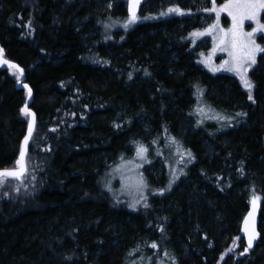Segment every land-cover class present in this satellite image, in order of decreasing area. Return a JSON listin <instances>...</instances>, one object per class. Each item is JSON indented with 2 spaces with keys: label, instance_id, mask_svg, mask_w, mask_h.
<instances>
[{
  "label": "trees",
  "instance_id": "trees-1",
  "mask_svg": "<svg viewBox=\"0 0 264 264\" xmlns=\"http://www.w3.org/2000/svg\"><path fill=\"white\" fill-rule=\"evenodd\" d=\"M147 17L114 28L94 0H0V44L37 116L27 173L0 185V264H141L166 250L174 264H264V53L250 101L237 77L198 62L185 15ZM18 75L0 66V169L16 167L28 128ZM207 95L231 122L195 119L192 131L184 117ZM145 126L158 130L149 142ZM172 137L194 156L175 186L155 190L144 168L147 202L109 191L106 174L130 147L148 149L130 160L155 162ZM254 197L261 235L249 249L240 227Z\"/></svg>",
  "mask_w": 264,
  "mask_h": 264
},
{
  "label": "rangeland",
  "instance_id": "rangeland-1",
  "mask_svg": "<svg viewBox=\"0 0 264 264\" xmlns=\"http://www.w3.org/2000/svg\"><path fill=\"white\" fill-rule=\"evenodd\" d=\"M96 3L97 8L102 11L106 16L113 17L112 18V26L114 28H119L124 26L125 22L127 21L129 15L127 13V0H94ZM217 7L223 5L226 3V0H215ZM111 4V7H108V5ZM180 8L185 12L186 20L184 23H187L188 30L192 33L195 32H203L206 28H208L209 25L218 23L220 29H224L227 31L232 26V18L227 14V12H221L219 16V20L217 21V17L215 13H209L203 11L205 8H211L212 7V0H147L145 6L143 7L140 14L137 15L138 19L137 22H140L144 19V17H147V14L149 15H159V16H167L174 13H168L169 8ZM122 10V11H121ZM124 11H126L124 13ZM124 13V14H123ZM161 13H164L161 15ZM261 22L264 23V17L263 12L260 14ZM135 23V24H136ZM183 23V24H184ZM255 23L253 21L245 20L244 22V31L250 32L252 31V28L255 27ZM264 33H257L255 36L256 43L259 44L261 47H264V43L259 39L260 35ZM216 35H219V32L216 33ZM191 52L195 54L196 59L198 62L205 66V68L212 74H218V73H226L231 74L237 77L239 80V76H237L236 73L225 70L224 67H222L223 62L225 60L229 59L228 53L226 51H220L219 50V42L215 41L213 39L212 35H204V36H193L191 38ZM216 47V51L213 52V48ZM264 52H258L256 54V64L252 65V67L248 71V78H251V73L257 68L259 63V58ZM212 68L220 69L219 71H212ZM203 96V95H202ZM205 98V97H204ZM210 95H207V98L204 99H198V101L195 102L194 105V113L195 116H185L184 119L186 120L185 124L187 127L191 128L190 125H193V122L195 119L198 121H203L202 123H198L199 126L205 127L206 122L208 121H214V120H221L226 121L225 124L231 122V116H224L222 113L217 112L214 110V108L211 106L210 103L207 101L209 100ZM197 107H204L206 115H201L196 112ZM211 109V111H208V109ZM222 116V117H228L229 119H214V118H208L213 116ZM230 121V122H229ZM196 122V124H197ZM204 124V125H203ZM194 127V126H193ZM192 127V128H193ZM147 127L143 128V133H141L142 138H146V142H149L150 139H152L157 133L158 130H147ZM191 130L194 131L195 128ZM178 141V140H177ZM179 142V141H178ZM183 143L179 142L180 146V152H177V145L173 144V151H170L163 148L160 151H156L158 153L157 155H160L162 158H158L155 162L153 161L152 157L149 158L146 163L143 161H136V160H130L136 152V148L130 147V150L126 158L123 160L121 159L116 164L112 165L107 174L109 177H107L106 185L109 188V191L113 193L115 197H118L119 199L123 200L125 203L132 204L131 200L128 198L126 199L123 195L120 194L121 188L124 187L128 192L133 193L134 195L138 194L140 195V192H138L134 187L131 185L134 182V178L137 177L138 174H142L144 180L147 184H149L148 181V174H151V178L154 179L153 183L156 184L155 190L160 189H170L171 187L175 186V184L184 176H186V173L188 171L189 166L191 165L193 159H190L187 153L190 151L191 156H193L192 151L189 148H185L186 146ZM206 147L209 150V153L211 150H215L214 145H208L206 144ZM167 154V155H165ZM163 157L166 159L164 160ZM124 161H134L135 164L141 165L139 169H135L132 165H125ZM145 165V166H144ZM118 166L119 169H118ZM144 168L147 171V175H144ZM178 177L174 179V182L171 184V187L169 188V181L173 180V176ZM106 177V176H105ZM166 179V180H165ZM114 182V183H113ZM122 184H120V183ZM113 183V184H112ZM112 184V187H111ZM106 188V186H105ZM107 189V188H106ZM111 189V190H110ZM145 190V189H144ZM143 190V193H144ZM158 191H154V193H157ZM147 198V196H145ZM147 202V199L146 201ZM143 205V203H142ZM139 207V206H136ZM262 227L264 228V219L262 220ZM185 250L186 247L184 246ZM167 251V250H166ZM165 253V252H164ZM162 252L161 256H155L152 260L147 259L144 261H141V264H173L171 260H173L172 256L170 255V252L167 251L169 254L168 256H165ZM182 256L186 255V251L181 252Z\"/></svg>",
  "mask_w": 264,
  "mask_h": 264
},
{
  "label": "snow or ice",
  "instance_id": "snow-or-ice-1",
  "mask_svg": "<svg viewBox=\"0 0 264 264\" xmlns=\"http://www.w3.org/2000/svg\"><path fill=\"white\" fill-rule=\"evenodd\" d=\"M141 3V0H127L128 4V12L129 17L127 21L124 24V27L127 28L132 24H135L137 22V9ZM108 7H111V4L108 5ZM205 12L209 13H215L217 17V21L219 20V16L221 12H227V14L232 18V26L230 29L225 31L224 29H220L218 23L209 25L208 28H206L203 32H195L190 35L193 36H204V35H212L214 42H219V50L220 51H226L228 53L229 59L225 60L223 62L222 67L225 68L227 71H231L237 74L239 76L240 81L245 89L248 90V99L250 101L253 100L252 96V89L254 87L253 82L248 78V71L252 67V65L256 64V54L258 52H264V47H261L259 44L256 43L255 36L257 33H264V23L261 22L260 14L264 12V0H226V3L223 5L217 7L215 0H212V7L211 8H205L203 9ZM168 13H176L179 15H184L185 12L180 8H169ZM164 13H161L163 15ZM148 17H145L147 19ZM245 20L253 21L255 23V27L252 28V31L246 32L244 31V22ZM30 22L28 24V27L30 28ZM219 32V35H216V33ZM264 38V37H262ZM217 49L216 47L213 48V52H215ZM0 65H7L10 69H15L19 75L17 76V79L19 80L20 76L23 74V69L19 68L18 65L6 60L3 58V49H0ZM220 69L212 68V71H219ZM129 78H131V74H129ZM24 88L27 89L28 95H32L31 88L28 87V85H24ZM197 92L199 95H203V90L197 88ZM22 112L28 115H32L33 120L29 123L28 126V135L24 137L23 144L20 148V155L19 159L16 161V167L15 169L9 170V169H3L0 170V185L6 183L9 179H22L23 176L27 173V163H26V147L28 145L29 139L33 132V125L35 121V115L34 113H31L30 109L25 106V108L21 109ZM208 111H211L209 108ZM196 112L201 115H206L205 108L204 107H197ZM237 116H243L244 113H236ZM208 118H214V119H229L228 117H222L219 115L208 117ZM203 121H198V123H202ZM117 127H119L117 125ZM55 131V129H53ZM156 141H153L155 143ZM171 142L174 145H177V152H180V146L179 142L176 140L175 137L171 138ZM135 143V142H134ZM148 149L144 147L143 145L137 144L136 145V156L140 159L146 158V153ZM190 159H194V157L191 156L190 151L187 153ZM123 160V158H122ZM124 164L132 165L135 169H139L141 165L135 164L134 161H124ZM120 166H118L119 169ZM178 177L173 176V180L169 181V188L171 187V184L174 182V179ZM134 187L138 192H140V198L135 203H139L140 200L146 201V197L143 194V190L148 187L146 181L143 178L142 174H138L137 177L134 178V182L131 185ZM18 191V189H17ZM161 193L164 191V189L159 190ZM256 197L253 199V208L255 210L256 207ZM134 204H130L129 207H135ZM145 207H148L147 203H145ZM253 212H249L248 218L245 219V231L248 232V248L252 246V241L255 239V232L251 231L249 232L248 229V223L249 219L253 216ZM161 231H163V228H161ZM151 247L153 249L158 248V244L153 242L151 244ZM248 248L244 249V252L248 251ZM133 251H136V249H133ZM231 251V249H230ZM243 254V253H241ZM131 255V253H130ZM165 256H168L169 254L167 251L164 253ZM173 264H174V258Z\"/></svg>",
  "mask_w": 264,
  "mask_h": 264
},
{
  "label": "water",
  "instance_id": "water-1",
  "mask_svg": "<svg viewBox=\"0 0 264 264\" xmlns=\"http://www.w3.org/2000/svg\"><path fill=\"white\" fill-rule=\"evenodd\" d=\"M144 3H145V0H141V3H140V5H139V7L137 9V14H139L141 12V10H142V8L144 6ZM127 11H128V4H127ZM128 14H129V12H128ZM0 49H3L1 44H0ZM3 58L8 60V61H10L4 55V50H3ZM10 62L18 65L17 63H15L13 61H10ZM0 66L8 67L7 65H0ZM19 68L23 69L20 66H19ZM25 80H26V76H25L24 69H23V74H22L18 84L20 86H22V87L26 84V85H28L29 88H31V86L28 83H26ZM31 90H32V88H31ZM26 91H27V89H26ZM33 95H34L33 90H32V95L31 96L28 95V91H27V100H26V103L24 105V108H25V106H27V108L30 109L31 113H34V115H35V121H34V125H33V132H34V129L36 127V122H37V116H36V112L34 111V109L30 108V106H29L30 103L32 102ZM28 118H29L28 119V126H29V123L33 120V117H32V115H28ZM33 132H32V134H33ZM26 135H28V128H27ZM30 139H31V137H30ZM30 139H29L28 145L26 147V160H27V153H28V147H29ZM23 141H24V139H23ZM23 141H22V144H23ZM3 169H7V168H3ZM3 169H1V170H3ZM12 169H15V168H11L9 170H12ZM255 203H256L255 210L253 208V201H252V203H250L249 209H248L246 215L244 216V219L242 221L241 228H240L241 236H242L243 240L245 241V243H246V245L248 247V234L249 233L244 230L245 229V219L248 218L249 212H253L254 213L253 216L249 219L248 229H249V232L254 231L256 236H255V239L252 241V246L249 249L255 248L257 243H258V240L260 238L259 216H260V212H261L262 203H261V201L259 199H256Z\"/></svg>",
  "mask_w": 264,
  "mask_h": 264
},
{
  "label": "bare ground",
  "instance_id": "bare-ground-1",
  "mask_svg": "<svg viewBox=\"0 0 264 264\" xmlns=\"http://www.w3.org/2000/svg\"><path fill=\"white\" fill-rule=\"evenodd\" d=\"M127 13H128V11H127ZM129 15V14H128ZM10 60V59H9ZM10 61H13V60H10ZM13 62H15V61H13ZM15 63H17V62H15ZM18 64V63H17ZM19 65V64H18ZM20 66V65H19ZM5 67V66H4ZM20 67H22V66H20ZM26 103V102H25ZM25 105V104H24ZM24 108V107H23ZM3 169V168H2ZM7 169H11V168H7ZM1 170V169H0ZM253 201V200H252ZM252 201H251V203H252ZM262 208V207H261ZM244 219V218H243ZM243 221V220H242ZM242 224V223H241ZM259 224H260V216H259ZM241 228V227H240ZM259 230H260V228H259Z\"/></svg>",
  "mask_w": 264,
  "mask_h": 264
}]
</instances>
